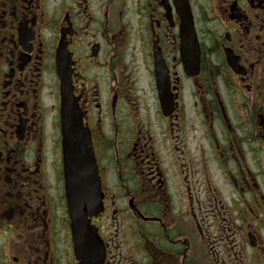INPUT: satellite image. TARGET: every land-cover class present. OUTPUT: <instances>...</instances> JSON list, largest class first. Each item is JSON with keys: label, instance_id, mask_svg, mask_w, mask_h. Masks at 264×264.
Here are the masks:
<instances>
[{"label": "flooded vegetation", "instance_id": "flooded-vegetation-1", "mask_svg": "<svg viewBox=\"0 0 264 264\" xmlns=\"http://www.w3.org/2000/svg\"><path fill=\"white\" fill-rule=\"evenodd\" d=\"M0 264H264V0H0Z\"/></svg>", "mask_w": 264, "mask_h": 264}, {"label": "water", "instance_id": "water-1", "mask_svg": "<svg viewBox=\"0 0 264 264\" xmlns=\"http://www.w3.org/2000/svg\"><path fill=\"white\" fill-rule=\"evenodd\" d=\"M59 57L63 58L62 55H59ZM61 60V59H60ZM184 64L186 66V70L193 75L192 72V66L195 64L196 67H198L199 64V56H196L194 58H188V57H183ZM63 67L59 64V71L61 72V69ZM69 75V74H68ZM70 76V75H69ZM62 96H63V111L67 112L68 115L74 113V103H73V98L71 96V88H70V83L67 87L62 86ZM94 171V179L97 178V173H96V167H86L85 170H92ZM76 176H70L67 175V189L69 193H77L78 190V184L77 181L74 179ZM89 183H86L88 185ZM93 185L97 186V189H99L100 183L98 182V179H95L93 182ZM73 201H78L77 198L73 197Z\"/></svg>", "mask_w": 264, "mask_h": 264}, {"label": "rangeland", "instance_id": "rangeland-1", "mask_svg": "<svg viewBox=\"0 0 264 264\" xmlns=\"http://www.w3.org/2000/svg\"><path fill=\"white\" fill-rule=\"evenodd\" d=\"M148 83H150V82H146L145 84L148 86L147 88H145V91L146 92H148V93H150V91H149V89H150V85H148ZM151 104V103H150Z\"/></svg>", "mask_w": 264, "mask_h": 264}]
</instances>
